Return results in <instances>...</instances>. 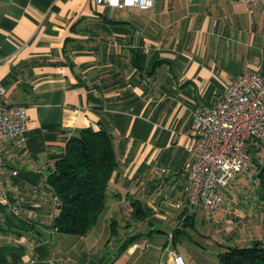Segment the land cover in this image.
<instances>
[{"label": "crops", "instance_id": "0c3cea01", "mask_svg": "<svg viewBox=\"0 0 264 264\" xmlns=\"http://www.w3.org/2000/svg\"><path fill=\"white\" fill-rule=\"evenodd\" d=\"M244 72L264 74V2L0 0L4 99L28 116L26 136L3 148L0 264H171L172 250L185 264H222L223 249L195 231L185 166L195 115ZM89 127L112 133L120 170L97 224L76 237L56 230L47 179ZM139 199L145 217L134 220Z\"/></svg>", "mask_w": 264, "mask_h": 264}, {"label": "built area", "instance_id": "2783aa9c", "mask_svg": "<svg viewBox=\"0 0 264 264\" xmlns=\"http://www.w3.org/2000/svg\"><path fill=\"white\" fill-rule=\"evenodd\" d=\"M116 10L138 8L151 10L156 0H94ZM244 4L264 0H236ZM0 82V201L8 196L3 148L26 136V107L6 101ZM192 160L185 166V187L189 207L206 212L217 210L223 202L222 191L248 174L255 157L264 149V74L244 72L228 85L225 93L211 106L202 107L191 126ZM166 170H164L165 172ZM16 175L17 173L14 172ZM171 264H185L176 251H170Z\"/></svg>", "mask_w": 264, "mask_h": 264}, {"label": "trees", "instance_id": "16d2710c", "mask_svg": "<svg viewBox=\"0 0 264 264\" xmlns=\"http://www.w3.org/2000/svg\"><path fill=\"white\" fill-rule=\"evenodd\" d=\"M255 157L252 183H256L255 195L259 208L264 214V163ZM120 162L116 155L112 133L92 127L75 133L68 141L65 157L56 164V171L48 176L47 182L58 206L55 228L58 232L76 237L86 236L97 224L108 204V197L115 193L112 181ZM247 175V174H246ZM238 182L232 185L241 184ZM118 191V190H117ZM124 191V195H130ZM119 195H121L119 193ZM142 200H132V218L144 219ZM130 227L127 224L123 230ZM112 234L119 225L111 222ZM135 238L125 240L122 248H127ZM222 264H264V239L253 243L223 246L219 253Z\"/></svg>", "mask_w": 264, "mask_h": 264}, {"label": "rangeland", "instance_id": "374dc122", "mask_svg": "<svg viewBox=\"0 0 264 264\" xmlns=\"http://www.w3.org/2000/svg\"><path fill=\"white\" fill-rule=\"evenodd\" d=\"M260 161L264 163V149ZM254 170L252 167L247 175L241 176L239 180L242 182L238 186L232 187L237 178L232 182L227 188L228 192L223 193L220 207L211 215L202 208L197 212L195 231L210 234L215 244L212 249L215 247L219 251L223 246L248 245L255 240L264 239V214L254 193L258 181L252 183ZM235 183L238 184L237 181Z\"/></svg>", "mask_w": 264, "mask_h": 264}]
</instances>
